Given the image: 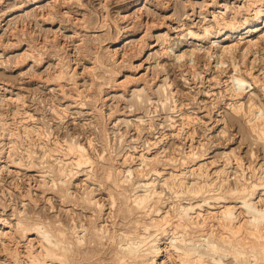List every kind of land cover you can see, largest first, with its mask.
I'll use <instances>...</instances> for the list:
<instances>
[{"label":"rangeland","instance_id":"obj_1","mask_svg":"<svg viewBox=\"0 0 264 264\" xmlns=\"http://www.w3.org/2000/svg\"><path fill=\"white\" fill-rule=\"evenodd\" d=\"M249 2L251 0H0V85L17 92L4 93L0 89V99H4L0 102V221L5 220L12 229L19 219L27 224L43 225L53 233L61 229L70 241L80 234L81 224L89 229L90 241L81 248L83 251L80 249V255L71 257V263L112 264L116 252L127 242V236L134 232L145 234L143 225L150 223V214L132 204L125 206L124 191H116L105 177L106 170L132 169L131 175H127L129 181L122 184L129 191L132 182L141 185L145 178H154L149 166L156 165L162 177H168L167 185L158 186L157 179L155 184L163 189L161 210L167 211L171 225L176 223L173 212L177 203L201 202L200 196L185 193V183L180 186L179 180L170 178L172 171L177 172L181 167L187 175L194 171L192 175H197L195 179L200 184L213 180L212 186L220 190L232 184L236 186V178L242 173L247 181L263 176L264 137L251 128L253 120L249 121L243 112L250 98L264 109V37L258 38L245 60L256 57L252 72L257 74L259 83L251 90V86L245 89L241 98L244 110L239 117L231 119L228 108L231 93L223 85L226 77L213 67V56L210 61L207 54L204 56L211 42L208 39L185 42L183 35L184 28L201 33L205 22L216 26L217 22H234L235 19L242 22L245 17L254 22L253 3ZM262 4L264 6V0ZM213 13L219 15L217 19L212 20ZM222 13L224 15L220 16ZM180 42L182 51L193 44L201 49L195 63L189 58L177 60L174 50L168 51L169 45ZM211 49L218 52L220 47ZM236 54L243 68L242 57L238 56V51ZM166 91L168 101L164 98ZM10 96L16 99L11 100ZM72 140L87 148L93 163L78 169L69 188L73 196L61 199L60 188L64 186L59 184L56 193V187L50 188L49 184L51 178L59 181L61 177L59 160H70L65 148L66 142ZM48 150L57 151L58 155L51 156ZM142 151L154 160L140 163L135 156ZM197 154H202L203 159L195 157ZM71 166L67 163L63 168L69 172ZM222 169L224 172L220 171ZM41 171L48 173L47 185L39 175ZM118 174L121 176V172ZM123 174L126 175V171ZM224 177L227 181L222 182ZM101 180V186L92 184ZM184 181L191 183L192 179ZM87 186L95 189L94 196L103 205L100 212L82 202ZM179 190L184 191L182 195ZM260 192L259 207L264 202ZM112 194L114 205L111 204ZM222 204L210 200L212 208L203 205L202 215L194 217L198 227L189 226L185 238L202 242L199 234L206 230L218 238L221 229L209 216ZM231 205L241 212L239 204ZM164 212L155 217L162 218ZM206 215L205 225L201 227ZM241 217V220L246 218L242 214ZM171 225L167 227V235L157 236L159 245L173 236ZM178 233L176 235L180 236L181 231ZM109 234L114 235L113 242ZM2 236L0 264H16L14 261L28 264L26 244L35 234L18 238V243ZM41 243L46 244L43 240ZM32 244V250L37 251L40 243L33 240ZM223 247L229 248L227 244ZM247 253L250 254L249 249ZM175 257L176 253L170 250L162 259L164 264H178ZM209 257H204V261L211 264ZM221 258L227 264L235 261L230 255ZM249 259L247 264H251Z\"/></svg>","mask_w":264,"mask_h":264},{"label":"bare ground","instance_id":"obj_2","mask_svg":"<svg viewBox=\"0 0 264 264\" xmlns=\"http://www.w3.org/2000/svg\"><path fill=\"white\" fill-rule=\"evenodd\" d=\"M261 2H262V0H251V3H253V5H252L253 12L252 13L255 17V21H254L255 23L250 22L245 17L242 22H238L237 19H235L236 21H234V22H228V21H223L222 23L217 22L216 26H212L211 25L212 22H211V24L209 22H205L206 24L202 25L203 28H200V29H202L201 33H197L195 31L188 29V28H184L185 32L183 33V35H184V41L185 42H187L189 39L190 40L208 39L209 43L211 42L210 47L207 48L208 50L207 49H206L207 51L204 50V56H205V54H207L206 57L209 59V61H210V58L213 56L212 62H214V60H215L213 67L217 71L219 70L221 73H224V76L226 77L223 80V85H225V88L228 89L229 92L231 93L229 95H230V97H231L230 99H232V101L228 102V106H229L228 108L231 109V113H232L231 117H230L231 119H235V118L239 117L238 116L239 113L244 110L243 108L245 105H244L243 101H241V98H242V95L245 93V89L247 87L251 86L249 88V90H251V89L255 88V86L258 85V83H259V78H257L258 76H256L257 74L253 75V72H252L253 64H255V62L257 60L256 57H253L250 61H245V60H246L247 54L249 52H251V50L254 49L255 46L257 45L258 38L264 37V6H263V4L261 5ZM23 5H24V3L19 5V7H22ZM249 6H251V5H249ZM223 15L224 14L222 13V15H220V16H223ZM212 16H213L212 20H214V19H217V16H219V15H216L213 13ZM225 16H227V15H225ZM222 19H224V18H222ZM187 36H188V38H187ZM180 45H181V42L177 43L175 45H169L168 51L174 50V55H175V58L177 60H181V59L185 60V59L189 58V60L191 59L192 62L195 63V59L198 56L197 53L199 52V50H201V49L197 48V46H196L197 44L196 45L193 44L192 47H190V49L183 50V51H182L181 47H179ZM216 46L220 47V49H219L220 51L219 50H217L218 52L212 51L211 48H214ZM236 51H238V53H239L238 56L241 55V57H242L241 58V64L243 65L242 66L243 68H241V65L239 64L240 59L237 60ZM253 52H255V51H253ZM225 56H226V59H228L227 61H226V59H224ZM96 59H97V57H96ZM225 62H228V65H224ZM208 65H211V62L210 63L208 62ZM229 65H230V67L228 68ZM61 72L59 74V77H61L63 75ZM219 83H220V81H219ZM167 85H169V84H167ZM161 88H163V87H161ZM0 89H2V91L4 93L17 94V92L14 93L11 88L4 87L3 85H0ZM249 90H247V91H249ZM164 94H165L164 98L166 100L168 98L167 91ZM171 94H173V92ZM9 98H11V100L16 99V97L13 98L11 96ZM164 98L162 97V99H164ZM2 100H4V99H0V102ZM167 101H168V99H167ZM160 103H161V101H160ZM243 113L247 118H249V121L253 120V122H251L252 124H250L251 128L255 129L261 137H264V109H262V107L257 105L255 103V100L250 98L247 102V110ZM253 132H255V131H253ZM65 149L67 150V154L69 155L68 158L70 160H68V159H67L68 161L59 160L61 162V165H62L60 168V172H59L61 177H59V181H56L54 178H51V184H49L50 188H52L54 186L56 187L55 188L56 193L59 192L57 190V188L60 185L64 186V187L62 186L63 188H60V194L58 193L59 196L62 197L61 199L73 196V195H71L69 188H70V185L72 183L71 180L73 179L74 175L75 174L78 175V172H79L78 169L83 168L84 166H87V165L91 166L93 163L92 160L90 159L89 155H88L87 148L83 144H81V142L80 143L76 142V141L66 142V148ZM49 150H52V149H49ZM49 152H50L51 156L58 155L56 153L57 151L56 152L49 151ZM65 153H66V151H65ZM145 153H146V151H144V152L142 151L141 153L138 154V156H135L140 160V163L145 162V164H147L148 160H152V161L154 160V158L148 157ZM193 153H194V151L192 152V154ZM201 156H202V154H197L195 157H198L199 159H203V156L202 157ZM54 158L57 159V157H54ZM65 159H66V157H65ZM155 159H158V158H155ZM9 161L13 162V160H9ZM125 161H127V160L125 159ZM232 162H234V161H232ZM17 163H19V161ZM67 163L72 164L71 168L69 169V172H67L66 169L63 168ZM18 165H20V164H18ZM184 165L185 164H183V166ZM30 166H32V165H30ZM93 166H94V164H93ZM157 166H158V164H157ZM262 166H264V165H262ZM229 167H230V165H229ZM146 168H147V165H146ZM235 168H238V167H235ZM246 168H245V170H246ZM142 169L144 171L145 168H142ZM194 169H192V170H194ZM45 170H47V169H45ZM113 170L109 169V170L105 171L106 179L110 180V182L112 183V185L114 186V188L116 189L117 192L119 191V193H120V191H124V193L126 195L125 196L126 200L124 203L125 206H130V204H132V205H135L138 209H141V211H143L145 213H149L150 214V219H149L150 223L143 225L145 234L139 235V233L135 234L136 232H134V234L132 236H127V242L122 244V246L120 247L121 248L120 251L119 252L115 251L117 253L116 259L112 264H130V262H134V264H164L165 261L162 258L164 257L165 254H170V250H173L176 253L177 258L175 257V259H177V261L179 262L178 264H210V263H207L204 261V257H209V256H210L209 258L212 260L211 264H227L221 258L222 256L225 257L227 255L234 257L233 260H235V261H233L234 262L233 264H247L246 260L249 259L250 257L251 258L249 260H251V264H264V202L262 201V203H263L262 206H260V207L258 206V201L260 200V198L258 197L259 191H261L260 193L262 195H264V175L260 176L256 180L247 181V180H245V178L243 176H241L243 174L242 173L241 175H238L239 177L236 178L237 182H235L236 183V186L234 185L235 187L232 184V186L229 185L227 189L225 188V190H220L219 187H213L212 186L213 180L210 181L209 183L204 181L202 184H200L199 181H196V179H195V178H197L196 177L197 175L196 174H195L196 176L192 175L195 173L194 171L190 172L192 176L190 174H188V175L185 174L187 172H185L182 167L179 168L178 170H176L177 172L172 171L170 174V178H172L173 180L177 179V181L179 180V185L185 183V184H183L184 188H186L185 193H187L188 195L190 194L192 197L198 198L200 196L201 197L200 201L202 203L201 202L195 203V204H193V202H187V204H181V203L178 204L177 203L176 207L174 208L175 212H173L174 218L176 217V220H175L176 223H174L175 222L174 221L173 223L175 225L174 224L171 225L172 223L168 222L169 218H167V215H168L167 211L165 213L164 211L161 210L164 206L163 202H162V198H161V192L163 189L160 190L158 188V186L160 184L161 185L162 184L167 185L168 177L163 178L162 177V171H160L156 167V165L149 166L150 174L152 176L154 175L155 176L154 178H145V181L143 182V184H141L142 187H140L141 186L140 184H139L140 186L138 184L135 185L136 184L135 181L132 182L131 185L129 184L131 186L129 188V191H127V188L122 186V184L129 181L127 175H129V174L131 175L132 169H125L123 171H120L121 176H118L119 175L118 173H120L119 171L113 172ZM189 170H191V169H189ZM238 170L240 171V169H238ZM254 170H257V169H254ZM87 171L90 172L89 170H87ZM125 171L127 173L126 175L123 174V172H125ZM133 171H135V170H133ZM220 171L224 172L223 169ZM41 172H42V175L41 174H39V175L42 176V180L44 182L43 184L47 185L48 181L45 179V176L48 175V173L45 171H41ZM88 172H85L86 176L88 175ZM103 172H104V170H103ZM217 172H219V170ZM257 172H258V170H257ZM45 173H47V174H45ZM138 173L140 174L139 169H138ZM144 174H146V176H147V173H142V175H144ZM197 174L199 176L201 175L200 173H197ZM210 174L211 173H209V175ZM151 175H150V177H151ZM202 175H204V174H202ZM226 175H227V173L224 176L226 177ZM225 177L223 179H221L222 182L226 179ZM185 178L192 179L191 183H190V181L185 182L184 181ZM141 179L144 180L143 178H141ZM156 179L158 180V182H157L158 186H156L157 184H155ZM226 181H227V179H226ZM101 182H102V180L98 181L96 183H92V184H97L96 186H101V184H103ZM159 182H161V183H159ZM200 182H202V181H200ZM231 183H233V182H231ZM170 185H171V183H170ZM183 185H180V186H183ZM138 187H140V188H138ZM94 191H95V189L93 190L92 188L87 186L85 188L83 194H82V202H85L87 205H89V207H92L94 209L97 208V212H100L102 210L103 205L100 202L99 198H95L96 196H94ZM184 191H185V189H184ZM184 191L179 190L180 193L184 192ZM177 195H180V194H177ZM181 195H182V193H181ZM110 198H111V204L114 205L115 204V198L113 197V194L110 195ZM210 200L220 202V203H224V204H222L221 208H218L216 211L211 212L212 215L209 216L210 218H213L217 221V223L216 222L215 223L219 225L221 232H222L219 234H221V235H219L218 238H215L212 236V234L209 230H206V231L202 232L201 234H199V236L202 237L201 238L202 242H199L200 241L199 239H198L199 241L197 239H195V240L194 239H188L187 240L185 238V235L187 234L186 230L188 229L189 226H192V225L195 228L198 227V226H196L197 222L195 221L194 217L202 215L200 212V210L202 209V206L207 205L210 208L213 207L212 205H210ZM231 204H239L237 206H240L242 208L241 212H237L235 210V206L231 205ZM119 207H121V206H119ZM119 210H120V208H118L117 211H119ZM163 212L165 214L163 216H161L162 218L158 219V217L157 218L155 217V216L161 215ZM192 213H196V215H192ZM241 214L246 218L245 219L243 218V220H241L240 219V218H242ZM207 217H208L207 215H206V217L203 216V218H202L203 224H201V227L205 225L204 223L206 222ZM25 218H27V217L25 216ZM26 222H25V220L19 219L17 222L16 228L12 229L10 227L11 225L9 226L5 220L0 221V236L3 234V236H8V238L11 239L10 241H14L15 243H18L19 242L18 238L24 239V237H27V234H30V233L35 234L34 237L29 238V241L26 244L27 251H26L25 257H27V260H28L27 263L28 264H72L71 263L72 260H70L71 257L74 254H79L80 249L84 248L87 241H90V237L87 238V234L89 232V229L84 227L81 224H80V226L82 227V229L79 230L80 234L77 233L76 240H74L75 241L74 242V241H70L69 238L64 234V232L61 229L58 230V233L57 232L53 233V230H51L50 228H45L43 225L39 226L38 223L27 224ZM92 225H94V224H92ZM170 225H171L170 230H172L171 233L173 234V236L171 234L172 237L170 239L167 237V239L169 241L164 242L165 243L164 245H162V244L159 245L158 240H157L158 239L157 236L159 234L165 235L167 232H169L168 231L169 229H167V227H169ZM218 225H217V227H218ZM6 227H9L10 229H6ZM96 229H98V227L95 228V230ZM179 231H181L180 236L176 235ZM75 232H77V230H75ZM81 232H83V233H81ZM104 233L105 232H103V234ZM110 234H109L108 238H109L110 242L111 241L113 242L115 237L113 234L112 235H110ZM125 236H126V234H125ZM133 237H136L138 239L137 240L133 239ZM8 238L6 237V239H8ZM33 240H37L40 243L38 246L39 249L37 251H36V249L32 250L34 248H31V247H34L32 244ZM42 240H43V242H46V244L41 243ZM73 243H74V245H73ZM223 244H227L229 248L225 250V248L223 247ZM199 245L203 246V249H200L201 247H199ZM247 249H249V251H250L249 255H248L249 252L247 253ZM81 251H83V250L81 249ZM84 252H85V250H84ZM215 254H217V257H215ZM99 259H101V258H99ZM168 262H170V260ZM9 263H11V262L9 261ZM14 263L17 264V261H14Z\"/></svg>","mask_w":264,"mask_h":264}]
</instances>
